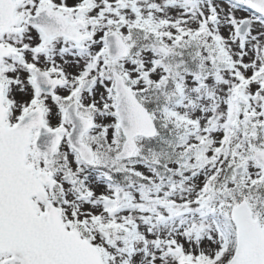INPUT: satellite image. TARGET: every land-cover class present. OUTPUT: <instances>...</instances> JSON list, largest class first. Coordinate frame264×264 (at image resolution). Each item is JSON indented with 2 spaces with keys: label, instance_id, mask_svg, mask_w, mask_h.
I'll return each instance as SVG.
<instances>
[{
  "label": "snow or ice",
  "instance_id": "snow-or-ice-1",
  "mask_svg": "<svg viewBox=\"0 0 264 264\" xmlns=\"http://www.w3.org/2000/svg\"><path fill=\"white\" fill-rule=\"evenodd\" d=\"M0 264H264V0H0Z\"/></svg>",
  "mask_w": 264,
  "mask_h": 264
}]
</instances>
